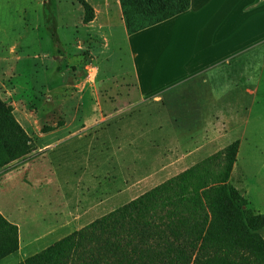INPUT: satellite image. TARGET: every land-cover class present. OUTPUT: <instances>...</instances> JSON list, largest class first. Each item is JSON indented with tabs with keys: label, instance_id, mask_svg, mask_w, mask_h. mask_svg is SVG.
<instances>
[{
	"label": "rangeland",
	"instance_id": "374dc122",
	"mask_svg": "<svg viewBox=\"0 0 264 264\" xmlns=\"http://www.w3.org/2000/svg\"><path fill=\"white\" fill-rule=\"evenodd\" d=\"M125 21L121 0H0V97L14 107L16 119L36 146L27 158L9 165L0 164L1 206L21 193L37 198L55 192L53 187L43 188L46 184L52 186L47 178L27 173L32 171L28 164L23 169L25 175L18 173L23 162L49 149H53L48 152L49 156L38 159L36 164H43L44 171L52 170L56 183L74 165L72 159L82 155L83 143L87 140L93 141V151L103 142L105 161L116 158L117 146L133 144L139 174L153 173L160 166L175 163L182 152L186 155L195 146H201V157L207 154L206 148L212 149L208 153L212 156L239 140L237 169L232 171L229 181L248 200L249 207L256 213H264V44L261 51L238 59L242 64L253 61L254 67L250 64L239 67L234 59L231 66L221 67L215 75H199L169 92L171 96L176 93L179 96L170 101L166 99L165 106L154 105L153 100L143 106L131 105L130 100L116 99L118 93L139 91L135 56ZM258 26L254 24L251 29ZM263 30L259 28L255 32L260 34ZM106 103L115 108L132 107L106 112L101 109L108 108ZM239 114L244 121L248 118L243 126L233 123ZM86 125L89 127L84 128ZM120 131L133 133L135 140L130 138L114 149L113 142L123 137ZM164 137H170L171 141ZM69 139H74L71 144L64 143ZM37 150L41 151L37 153ZM169 153L173 156H166ZM201 157L199 162L209 156ZM182 159L183 163L172 168L168 165L148 183L137 182L134 193L129 196H122L115 203L106 205L105 202L102 215L199 163L190 160V156ZM109 166L112 168V164L105 168ZM43 170L38 167L36 173H44ZM24 183L28 186L26 189ZM88 188L85 190L90 194L91 186ZM58 194L52 198L56 203L61 202ZM90 204L80 202L73 206L87 210ZM97 216L87 219L86 223L99 219ZM260 232L264 237V228ZM15 261L13 256L0 264Z\"/></svg>",
	"mask_w": 264,
	"mask_h": 264
},
{
	"label": "trees",
	"instance_id": "16d2710c",
	"mask_svg": "<svg viewBox=\"0 0 264 264\" xmlns=\"http://www.w3.org/2000/svg\"><path fill=\"white\" fill-rule=\"evenodd\" d=\"M121 3L129 34L191 7V0ZM239 148L235 140L16 264H264V213L249 207L229 181ZM35 149L14 107L0 97V164L25 159ZM19 246L18 226L0 212V260Z\"/></svg>",
	"mask_w": 264,
	"mask_h": 264
},
{
	"label": "crops",
	"instance_id": "0c3cea01",
	"mask_svg": "<svg viewBox=\"0 0 264 264\" xmlns=\"http://www.w3.org/2000/svg\"><path fill=\"white\" fill-rule=\"evenodd\" d=\"M231 19L234 20L231 22ZM252 21L255 22V25L260 26L251 29L254 25ZM259 28L264 29V0H191V7L186 12L129 35L131 52L135 56L134 72L139 91L137 93H130V91L124 94L118 93L116 99L130 100L132 101L131 105L142 106L153 100L152 104L158 103L160 106H165L167 105L164 104L166 99L170 101L179 96L178 93L171 96L169 92L178 90L186 82L194 80L199 75L206 73L209 76L215 75L221 67L231 66V61L234 59H237L234 63L239 64V67L242 65L248 67L249 64L254 67L255 62L242 64L238 59L248 58L247 55L251 52L262 50L264 30L258 34L255 31ZM246 90L249 92L250 89ZM225 99H229L228 94ZM131 105L115 108V105L110 107L111 105L106 103L108 108L101 107V109L106 112H118L127 110L132 107ZM169 120L172 121V115H169ZM175 120V124L178 125V120L176 118ZM156 121L155 119L152 122L156 123ZM246 121L248 122V118ZM246 121L239 114L233 123L243 126ZM127 126L129 127V125ZM88 127L86 125L84 128ZM172 130L176 132L177 128L173 126ZM122 132L120 135H123L124 138L121 136L118 141L113 142L115 143L114 149L123 141L126 143L130 138L135 140L133 133L123 134ZM164 138L166 141H171L170 137ZM173 139L176 138L173 137ZM71 140L74 139H69L64 143L69 144ZM91 142L87 140L83 143L85 146L82 147V155L78 159H72L71 163L74 165L70 166L65 178L56 180V183L52 170L47 168L44 171L43 164H36L38 159L49 156L48 152L53 149L28 159L27 162L22 161L23 164L20 167L21 170L17 171L18 173L25 175L26 171L24 172L23 169L28 164L32 171H27V173L33 177L41 176L40 179L46 180L47 178L52 186L46 184L43 188L51 189L53 187L55 192L37 198L26 195L29 199L21 193V196L19 195L15 200L2 202L3 206L0 204V212L19 228L20 245L16 253L0 261L13 256L14 260H18L17 263L25 260L70 233L89 225L90 222L86 223L87 219H93L98 214L102 217L105 202L106 205L110 202L115 203L118 198L134 193L137 182L148 183L153 176L165 170L168 165H172L170 167L172 168L183 163L184 156H190V160L198 162L201 157V146L197 144L198 146H195L186 155H183L182 152L181 157H178L175 163L170 162L165 166H160L158 169H154L153 173L151 171V173L139 174L136 170L133 144L132 146L128 144V147L126 144L123 147L117 146L116 158L112 161H105L103 142H100L95 151L91 150L93 141ZM124 147L127 148L126 151L123 150ZM206 149L207 154L205 152L201 158L210 156L208 153L212 149ZM169 155L173 156V153L166 154V156ZM159 160L162 162L163 156ZM107 164H112V168H110L111 166L105 168ZM38 167H41L44 173H36ZM235 169H237V164H235L233 172ZM243 171L247 172L244 169ZM26 185L24 183L25 189L28 187ZM89 185L91 186L90 194H88V190H85V187L89 189ZM57 193L61 198L60 203H56L52 199ZM104 196L109 197L104 199ZM71 197H75V199ZM81 197L83 198L81 199ZM80 202L83 205L91 203L90 208L86 210L73 206L74 204L79 205ZM6 203L12 206H7Z\"/></svg>",
	"mask_w": 264,
	"mask_h": 264
}]
</instances>
